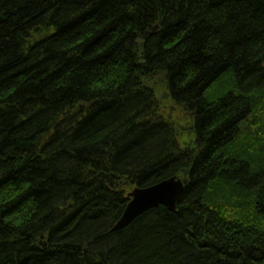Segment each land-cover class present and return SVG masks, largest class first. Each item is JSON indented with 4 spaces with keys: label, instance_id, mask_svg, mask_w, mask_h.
<instances>
[{
    "label": "trees",
    "instance_id": "1",
    "mask_svg": "<svg viewBox=\"0 0 264 264\" xmlns=\"http://www.w3.org/2000/svg\"><path fill=\"white\" fill-rule=\"evenodd\" d=\"M0 264H264V0H0Z\"/></svg>",
    "mask_w": 264,
    "mask_h": 264
},
{
    "label": "water",
    "instance_id": "2",
    "mask_svg": "<svg viewBox=\"0 0 264 264\" xmlns=\"http://www.w3.org/2000/svg\"><path fill=\"white\" fill-rule=\"evenodd\" d=\"M187 184L186 178L181 179L175 176L151 187L135 188L129 193L130 202L111 231L117 232L127 228L143 214L160 206L175 211L178 199Z\"/></svg>",
    "mask_w": 264,
    "mask_h": 264
},
{
    "label": "rangeland",
    "instance_id": "3",
    "mask_svg": "<svg viewBox=\"0 0 264 264\" xmlns=\"http://www.w3.org/2000/svg\"><path fill=\"white\" fill-rule=\"evenodd\" d=\"M227 88L228 86L226 87V89ZM215 96H218V94H216ZM173 117L177 125L182 128L181 130L182 131V139H181L182 148L184 149V151H186V153L190 154L195 146V140L194 138H192L191 133L187 131L188 124L185 123L186 119L180 113L173 114Z\"/></svg>",
    "mask_w": 264,
    "mask_h": 264
}]
</instances>
